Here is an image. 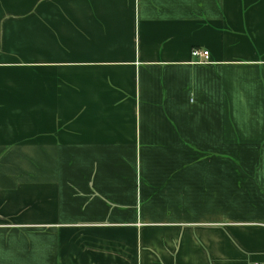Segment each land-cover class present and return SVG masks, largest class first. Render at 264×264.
Returning a JSON list of instances; mask_svg holds the SVG:
<instances>
[{
    "label": "crops",
    "instance_id": "0c3cea01",
    "mask_svg": "<svg viewBox=\"0 0 264 264\" xmlns=\"http://www.w3.org/2000/svg\"><path fill=\"white\" fill-rule=\"evenodd\" d=\"M0 264H264V0H0Z\"/></svg>",
    "mask_w": 264,
    "mask_h": 264
},
{
    "label": "built area",
    "instance_id": "2783aa9c",
    "mask_svg": "<svg viewBox=\"0 0 264 264\" xmlns=\"http://www.w3.org/2000/svg\"><path fill=\"white\" fill-rule=\"evenodd\" d=\"M193 58L201 59L207 61L209 58V53L207 51H200L199 49H193L191 52Z\"/></svg>",
    "mask_w": 264,
    "mask_h": 264
}]
</instances>
